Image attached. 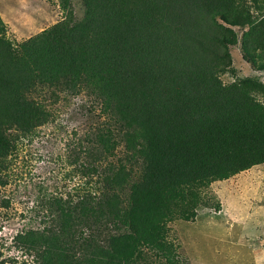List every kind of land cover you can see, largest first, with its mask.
<instances>
[{
  "label": "trees",
  "instance_id": "1",
  "mask_svg": "<svg viewBox=\"0 0 264 264\" xmlns=\"http://www.w3.org/2000/svg\"><path fill=\"white\" fill-rule=\"evenodd\" d=\"M79 1L80 20L74 0H61L65 18L18 44L0 14V186L20 138L52 119L30 97L39 86L94 96L126 160L97 193L53 198L54 223L16 238L37 264H180L169 224L189 217L210 182L264 164V81L222 80L237 45L264 71V16L245 10L264 0ZM96 136L100 160L112 155V127Z\"/></svg>",
  "mask_w": 264,
  "mask_h": 264
},
{
  "label": "rangeland",
  "instance_id": "2",
  "mask_svg": "<svg viewBox=\"0 0 264 264\" xmlns=\"http://www.w3.org/2000/svg\"><path fill=\"white\" fill-rule=\"evenodd\" d=\"M73 6L80 20L83 6L79 0ZM245 10L254 17L264 16L262 4L247 1ZM0 14L9 39L18 44L62 21L66 11L61 0H0ZM230 49L235 73L222 76L225 84L248 77L264 81V71L243 59L241 45ZM30 97L47 106L53 116L32 136L20 138L8 159L9 168L1 173L8 180L0 186V261L4 264H37L36 253L26 251L17 235L52 225L48 206L53 198L76 199L96 192V183L108 167L126 160L118 126L113 127L114 121L94 96L39 86ZM257 98L264 104V93ZM111 127L118 144L112 155L100 160L102 148L96 135ZM128 169L138 167L130 164ZM210 183L198 190L200 198L193 200L196 208H186L189 217L169 224L166 240L174 245L180 264H264V164ZM154 257L148 264L166 263V258L155 261Z\"/></svg>",
  "mask_w": 264,
  "mask_h": 264
},
{
  "label": "crops",
  "instance_id": "3",
  "mask_svg": "<svg viewBox=\"0 0 264 264\" xmlns=\"http://www.w3.org/2000/svg\"><path fill=\"white\" fill-rule=\"evenodd\" d=\"M7 25V24H6ZM7 31H8V26H7ZM9 37V36H8Z\"/></svg>",
  "mask_w": 264,
  "mask_h": 264
}]
</instances>
